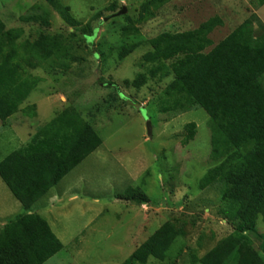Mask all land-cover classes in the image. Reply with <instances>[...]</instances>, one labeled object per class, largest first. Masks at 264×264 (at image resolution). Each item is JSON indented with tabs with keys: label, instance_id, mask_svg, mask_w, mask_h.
<instances>
[{
	"label": "rangeland",
	"instance_id": "obj_1",
	"mask_svg": "<svg viewBox=\"0 0 264 264\" xmlns=\"http://www.w3.org/2000/svg\"><path fill=\"white\" fill-rule=\"evenodd\" d=\"M57 2L69 10L68 20L48 0H0V18L8 31H18L17 44L45 37L51 51L36 68H27L40 80L37 89L6 125L0 121V160L64 111L79 113L103 141L52 191L53 230L63 250L49 264H126L165 223L180 237L167 260L150 258L147 264H201L235 232L222 214L223 186L200 188L219 165L210 159V117L199 107L164 113V94L174 77L152 78L150 71L159 65L145 63L144 56L161 34L194 31L213 18L223 22L209 36L216 46L254 15L264 25V6L258 0H174L147 18L145 0ZM124 9L125 15L115 17ZM131 46L134 51L122 59ZM140 76L147 81L136 88ZM34 106L31 118L26 112ZM190 123L197 125V135L184 146ZM129 188L141 189L149 204L120 200ZM47 204L42 200L35 209ZM22 212L0 178V231ZM248 235L264 258V220Z\"/></svg>",
	"mask_w": 264,
	"mask_h": 264
},
{
	"label": "trees",
	"instance_id": "obj_2",
	"mask_svg": "<svg viewBox=\"0 0 264 264\" xmlns=\"http://www.w3.org/2000/svg\"><path fill=\"white\" fill-rule=\"evenodd\" d=\"M48 1L68 20V9ZM172 1L145 0L142 11L152 18ZM258 1L263 7L264 0ZM221 26L222 20L213 18L194 31L163 33L151 41L153 51L144 62L159 65L150 71L152 78L174 77L164 94V113L184 114L199 107L210 117V159L219 165L207 172L200 188L223 186L222 214L235 232L199 262L264 264L248 235L264 220V25L254 15L215 46L209 36ZM18 38V31H8L0 18V121L5 125L40 83L27 68H36L51 54L45 37L34 44H17ZM135 47L125 48L121 58ZM44 50L50 52L42 55ZM146 81L140 76L133 85L141 88ZM26 114L35 118L36 106ZM185 131L182 144L187 146L196 138L197 125L190 123ZM102 145L79 113L64 111L40 127L26 146L0 160V178L23 209L0 231V264H46L63 250L49 223L29 212ZM119 199L149 204L138 188H129ZM179 237L178 229L165 223L126 264L167 260Z\"/></svg>",
	"mask_w": 264,
	"mask_h": 264
},
{
	"label": "crops",
	"instance_id": "obj_3",
	"mask_svg": "<svg viewBox=\"0 0 264 264\" xmlns=\"http://www.w3.org/2000/svg\"><path fill=\"white\" fill-rule=\"evenodd\" d=\"M13 137H14V139H18V136H14L13 135ZM31 139L32 138H30V141H31ZM29 141V142H30ZM55 189V188H54ZM53 191V190H52ZM52 191L48 194V196H46L45 198H43L42 200H45V199H47V202H48V204H49V206H48V204L47 205H42V206H40L39 208H37V209H35L36 208V205L38 204H36L33 208H32V210H31V212H29V214H38V215H40L42 218H44L48 223H49V225H50V227H51V229H52V231L54 232V230H53V224H55V216H54V213H53V208H51L50 207V205H52V200L53 199H55V197H56V195L54 194V193H52ZM41 200V201H42ZM73 200H76V198H74ZM21 205V204H20ZM47 206V207H46ZM23 213V212H22ZM22 213H19L18 215H20V214H22ZM17 215V216H18ZM54 234H55V232H54ZM56 235V234H55ZM52 260V259H51ZM50 260V261H51ZM50 262H47L46 264H49Z\"/></svg>",
	"mask_w": 264,
	"mask_h": 264
},
{
	"label": "water",
	"instance_id": "obj_4",
	"mask_svg": "<svg viewBox=\"0 0 264 264\" xmlns=\"http://www.w3.org/2000/svg\"><path fill=\"white\" fill-rule=\"evenodd\" d=\"M126 14V9L122 10L119 14H117L115 17L123 16ZM128 105L131 107L135 108L136 110L140 111L142 109L141 105L135 104L132 101L128 100ZM148 136L151 138L152 137V127L151 123H148Z\"/></svg>",
	"mask_w": 264,
	"mask_h": 264
}]
</instances>
